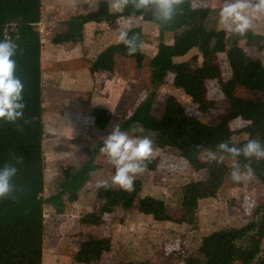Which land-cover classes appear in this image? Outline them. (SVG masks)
I'll list each match as a JSON object with an SVG mask.
<instances>
[{
	"label": "rangeland",
	"instance_id": "rangeland-1",
	"mask_svg": "<svg viewBox=\"0 0 264 264\" xmlns=\"http://www.w3.org/2000/svg\"><path fill=\"white\" fill-rule=\"evenodd\" d=\"M91 3L95 4L97 0H91ZM98 3L104 6L99 10L106 15V20L82 23L91 16L89 14L96 13L88 11L89 5L82 0H41L42 18L38 30L42 42L43 264H80L76 256L81 245L90 237L108 238L110 234L113 237L111 250L102 253L101 259L92 264H185V260L193 255L196 240L219 229L235 230L241 236L247 232L256 234L262 243L259 261L264 263V224L258 221L253 228L247 226L258 205L264 204V185L254 176L239 183L230 179L233 165L239 164L243 171L247 166L244 163L246 158L227 157L221 163L222 176L215 193L188 209L183 219L177 209L182 203L184 190L206 181L208 172L187 163L170 162L158 139L163 129L161 119L165 115H193L208 126L221 123V130L230 142L242 146L249 139H256L258 129L264 127V92L239 87L233 95L232 114L226 121L224 116L229 105L222 100L216 81L207 82V98L217 102L214 110L193 106L189 98L173 86L175 73L169 74L151 97L147 63L156 50L157 27L142 21L141 10L129 6L123 10L129 12V16L122 17L120 13L123 11L110 8L111 0H98ZM223 4L224 0H183L180 10L189 7L211 10L208 28L223 30L227 35V49L217 55L225 80L236 63L229 55V48L248 58L247 65L259 80L262 79L264 49L249 47L246 39L251 38L256 46L264 41V14L257 15L252 28L246 35L239 36L226 31L220 23L219 11ZM136 27H141L144 37L143 68L136 69L133 58L116 53L110 73H91L93 62L120 42V32L128 29L130 35V30ZM56 34H68V40L56 44L53 42ZM174 41L172 35H165V43L170 45ZM200 62L193 40L189 41L188 53L184 57L173 59L175 66L182 65L187 71L198 67ZM140 106L143 120L138 122L132 116ZM94 111L95 122L105 117L98 112L111 116L105 129L94 126L90 119ZM127 120L129 126L124 132L129 136L146 135L153 141L147 168L134 181L141 185V196L156 194L163 198L162 222H154L152 217L139 214L136 209L125 211L120 203L107 205L105 197H97L96 181H110L115 172L101 152L97 158L101 169L90 175L81 191L64 197L57 195L58 188L67 184L89 159L88 140L104 141L114 127ZM255 120H263V123L256 124ZM141 128L142 132L139 131ZM149 161H154L153 169ZM110 188L121 189L118 185ZM105 223L107 226L103 227Z\"/></svg>",
	"mask_w": 264,
	"mask_h": 264
},
{
	"label": "trees",
	"instance_id": "trees-1",
	"mask_svg": "<svg viewBox=\"0 0 264 264\" xmlns=\"http://www.w3.org/2000/svg\"><path fill=\"white\" fill-rule=\"evenodd\" d=\"M189 3L187 4V7ZM98 11L88 16L82 23L106 20V15ZM181 8V5L179 6ZM186 7V8H187ZM129 12H121L122 17L129 16ZM211 10L207 8L189 7L178 11L171 23L163 24L153 17L152 9H142L139 16L145 23H151L158 29L156 36V50L149 59L151 97L159 86L165 83L167 76L175 73L172 84L181 90L190 103L201 110H214L217 102L207 98V82L216 81L223 101L229 105L224 121L230 118L234 107L233 95L239 87L246 89L257 88L264 92V77L258 79L257 74L247 65L248 58L240 51L229 48V55L236 63L231 66L228 79H224L217 62V55L227 49V35L223 30L208 28ZM41 0H0V41L9 40L16 46V53L12 57L15 61L14 76L24 84L23 102L24 120L15 124L0 120V167L5 162L15 163L13 156H22L23 163L17 164L18 172L13 179L14 191L6 198H0V264H43V208H44V178H43V119L41 112V51L42 42L38 30L41 22ZM81 23V24H82ZM139 37V50L134 55H128L125 45L121 42L108 48L103 55L92 64L91 73L107 72L113 68V57L116 53L133 58L135 67L141 70L144 65L145 54L142 50L143 33L141 27L130 30V35ZM165 35H172L175 41L165 43ZM68 34H56L53 42L59 44L68 40ZM195 42L201 62L198 67L187 71L182 65L175 66L173 59L184 57L188 53L189 41ZM246 45L264 49V41L256 46L251 39H246ZM142 108L134 110L132 118L143 120ZM105 115L102 121H94L96 112H92L90 119L98 129H105L111 116ZM131 119V118H130ZM132 119V121H134ZM162 131L158 139L162 144V151L170 162H183L192 167L206 169V181L190 185L183 192L182 203L177 212L185 218L188 209L193 208L200 200L212 195L217 190L222 176V164L207 162L202 155L204 149L215 150L221 141H231L221 130V123L208 126L193 115L176 117L171 114L161 119ZM256 124L263 120H255ZM129 120L119 126L125 131ZM21 129V130H18ZM256 139L264 144V127L258 129ZM90 145L89 159L81 166L77 174L63 187L58 188L57 195H74L82 190L90 175L101 166L97 164L103 141L88 140ZM231 143V142H230ZM232 144V143H231ZM202 145L201 148L196 146ZM247 166L254 170V177L264 185V159L246 158ZM151 169L154 161H149ZM109 190V189H107ZM107 190L96 189L97 197H105ZM120 207L125 210L136 209L139 214L150 216L154 222L164 219L165 205L159 195L141 196L142 188L138 181H134L133 190L120 189ZM253 219L247 224L253 228L258 221L264 224V204L258 205L253 213ZM193 255L185 264H264L259 261L262 252L261 239L254 233L239 235L235 230L219 229L204 234L196 240ZM110 250L108 238L90 237L83 243L76 256L80 264H92L101 259L102 253ZM259 262V263H257ZM129 264V263H128Z\"/></svg>",
	"mask_w": 264,
	"mask_h": 264
},
{
	"label": "clouds",
	"instance_id": "clouds-1",
	"mask_svg": "<svg viewBox=\"0 0 264 264\" xmlns=\"http://www.w3.org/2000/svg\"><path fill=\"white\" fill-rule=\"evenodd\" d=\"M88 4V11H98L99 3L93 4L91 0H82ZM183 0H111L110 8L121 12L131 6L135 10L152 9L155 20L168 24L171 23ZM264 14V0H224L223 7L219 11L220 23L228 32L244 36L252 28L253 19ZM119 41L127 49L128 55H134L139 50V37L129 36V30L120 32ZM17 46L9 40L0 41V120L5 123L15 124L24 120L25 103L23 102L24 84L14 76L15 61L12 57L16 53ZM28 123L27 120H24ZM18 130H21L18 128ZM137 131V129H133ZM143 131V129H139ZM201 148L202 145L196 146ZM100 152L106 155L108 162L114 167L115 172L111 180L99 179L95 183L97 189H109L118 185L126 191L133 190L136 176L142 174L147 168V161L153 152V141L149 136H129L119 126L106 136ZM202 155L207 162L223 163L227 157L264 159V144L258 139L251 138L242 146L231 144L229 141H221L215 150L204 149ZM15 163L5 162L0 167V198L8 197L15 189L13 179L18 172L17 164L23 163L22 156H13ZM78 166V165H77ZM254 176V170L246 166L242 171L239 164H234L230 171V179L233 182L250 180Z\"/></svg>",
	"mask_w": 264,
	"mask_h": 264
},
{
	"label": "crops",
	"instance_id": "crops-1",
	"mask_svg": "<svg viewBox=\"0 0 264 264\" xmlns=\"http://www.w3.org/2000/svg\"><path fill=\"white\" fill-rule=\"evenodd\" d=\"M89 15H92V14H89ZM104 72V71H103ZM107 73V72H106ZM121 191L120 190H114L113 188H110L108 191H107V193H106V195H105V200H106V202H107V205L108 204H111V203H113V204H115V203H120V200H121ZM103 227L105 226H107V224L105 223V224H103L102 225ZM108 239L109 240H112L113 239V237H111V234L109 235V237H108ZM113 248H115V247H113L112 246V249ZM110 250H111V248H110Z\"/></svg>",
	"mask_w": 264,
	"mask_h": 264
}]
</instances>
